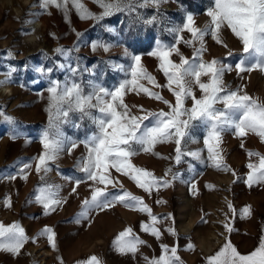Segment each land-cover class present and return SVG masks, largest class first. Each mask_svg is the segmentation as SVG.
Listing matches in <instances>:
<instances>
[{"label": "rangeland", "instance_id": "374dc122", "mask_svg": "<svg viewBox=\"0 0 264 264\" xmlns=\"http://www.w3.org/2000/svg\"><path fill=\"white\" fill-rule=\"evenodd\" d=\"M39 3L40 0H0V81H4L0 84V110L16 121L15 125L0 121V223H19L29 237L20 255L0 252V264H61V260L62 264H80L92 256L99 258L102 264H146L145 256L159 257L161 244L177 246L183 264H206V258L214 255L226 240H230L241 254L254 250L261 235H264V186L249 187L244 180L249 171L248 163H259L258 157H249L247 153L252 151L264 155V142L252 133L245 137H237L232 129L222 133L221 154L225 163L236 173L235 176L232 172L211 166L203 143L206 129L198 124L191 129L192 140L185 147L191 151L200 150L201 161L185 157L180 164H176L173 159L174 143L157 144L154 152L159 156L138 150V154L131 157L135 166L152 172L157 178L172 181L171 174L165 177L169 168L172 173H178L179 178L172 181L171 186L162 187L159 191L154 189L148 195L128 177L110 170L112 176L123 184V189L109 185V192L122 194L123 190H127L142 197L157 217L170 215L169 219L156 225L161 229L160 239L142 231L141 223H150L147 213L121 203L102 211L90 210L87 218L79 216L82 201L90 198V185L93 184L86 181L79 185L75 193L72 192L75 180L85 176L77 164L86 155L82 143L71 154L66 149L57 160L50 162L52 170L44 181L35 171L34 158L43 151L38 137L48 122L45 109L48 106L46 88L49 79L82 80L85 92L89 91L87 82L91 79L114 90L123 80L132 79L130 57L139 55L143 68L155 77L157 84L166 85L167 79L159 69V60L149 53L155 49L158 41L172 45L176 44L178 35L183 36L184 40L191 39V34L186 30L179 34L172 31L183 26L188 14L193 15L196 27L205 28L210 23L206 12L213 5V0H166L159 7L158 21L150 25L142 21L131 22L124 14L113 15L97 24L93 20L80 19L71 5L66 21L62 10L49 7L45 12ZM83 3L92 12H100L92 0H83ZM140 11L145 17L157 14V10L151 7ZM103 25H111L116 31L109 33ZM77 33L82 34L79 51L73 52L71 59L59 55L55 49H71L77 44ZM221 36L227 47L217 44L210 35L205 37L207 51L203 54L204 60L216 58L231 65L233 71L224 74L225 85L231 90L243 86L248 95L264 102V71L254 69L238 74L234 66L242 55V45L229 29H223ZM96 40L109 42L113 46L108 52L103 49L93 51L90 44ZM195 46L199 47V43ZM177 47L185 57L193 58V47L183 42ZM9 52L12 53L11 57ZM172 59L179 62L175 54ZM77 63L81 68L94 70L95 74L90 76L84 72L72 77L66 69L57 67L58 64L76 67ZM118 66H122L123 70H119ZM39 67L53 68L54 71L50 76H41L35 71ZM11 69L15 71L9 77L7 74ZM202 80L206 82L207 77H202ZM139 83L174 102L167 87H154L147 80H140ZM194 90L199 96L198 88ZM40 93H43L42 97ZM124 103L134 115L142 114L139 106L148 111H168L166 105L138 89L127 91ZM186 106L191 107L190 100ZM217 107L222 108L223 105ZM93 113L98 114L95 110ZM94 130L91 120H81L78 114L73 115L71 123L63 126L65 136L72 141L83 140ZM12 132L17 133L19 138L11 139ZM25 163L32 164L26 180L20 173ZM12 176L16 178L9 179ZM45 182L58 185L59 195L66 201L48 214H45L42 205L35 202L37 189L45 186ZM193 183L195 189L192 188ZM9 199L10 207L6 206ZM157 200L166 203H156ZM229 203L233 205L235 213L227 207ZM246 206H250L251 213L241 218L240 213ZM225 224L234 230L228 232ZM45 227L55 233V249L46 235H40ZM129 227L134 236L146 241L145 245L139 246L135 256L131 253L120 254L113 243L117 235ZM170 227L176 235L167 231ZM188 244L194 245V249L186 250Z\"/></svg>", "mask_w": 264, "mask_h": 264}, {"label": "snow or ice", "instance_id": "6c2138e0", "mask_svg": "<svg viewBox=\"0 0 264 264\" xmlns=\"http://www.w3.org/2000/svg\"><path fill=\"white\" fill-rule=\"evenodd\" d=\"M165 2L166 0H92V3L100 9L99 13L89 10L83 0H40L39 7L45 12L49 7L62 10L66 21L69 5H71L80 19L93 20L97 24L113 15L124 14L130 18L131 22L142 21L150 25L158 21L159 7ZM149 7L156 9L157 14L145 17L140 10ZM206 15L210 18V23L203 29L195 26L191 14L187 15L182 27L172 29L177 34L186 30L191 34V39L184 40L183 36L178 35L176 44L172 45L158 41L155 49L149 53L159 60V69L167 79L166 85L157 84L155 77L143 68L139 55L130 57L132 79L123 80L114 90L94 83L91 79L87 82L89 88L87 92L82 80L80 82L68 78L64 81L48 80L46 88L48 106L45 109L48 113V122L38 137L43 151L34 158L35 171L44 181L47 173L52 170L49 166L50 162L57 160L66 149L71 154L79 144L84 145L86 155L82 156L77 164L85 176L83 179L75 180L72 192L75 193L79 185L86 181H91L93 184L90 185V198L82 201L79 216L87 218L90 210L102 211L116 203H121L125 207L147 213L150 223L142 222L141 229L160 239L161 229L156 225L164 219H169L170 215L157 217L142 197L135 196L127 190H123L122 194L109 192V185L123 189V184L112 176L110 170L114 169L116 173L128 177L137 187L151 195L154 189L159 191L162 187L171 186V182L178 179L179 174L172 173V169L169 168L165 177L171 174L172 181H170L167 178H157L152 172L135 166L131 162V157L137 155L138 150L159 156V153L154 152L157 144L174 143L173 159L176 164H180L185 157L201 161L200 150L191 151L185 147L187 142L192 140L191 129L198 124L206 129L203 143L211 166L220 171L232 172L235 176L236 173L225 163L221 154L222 133L228 129L234 130L237 137H245L252 133L264 142V102L248 95L243 86L231 90L225 85L224 74L226 71H233L231 65L216 58L210 61L203 58L204 52L207 51L205 37L208 35L217 44L227 47L221 36L222 30L226 28L242 45V55L235 64L234 70L238 74L251 72L254 69L264 71V0H213V5L207 9ZM103 27L109 33L116 31L111 25H103ZM76 35L78 40L73 48L61 47L55 51L71 59V54L79 51L82 34ZM180 42L193 47L191 60L185 57L177 47ZM197 42L199 47L195 46ZM90 46L93 51L103 49L104 52H108L113 45L96 40L92 41ZM173 54L179 57L178 63L172 59ZM228 54L232 55L231 52ZM8 55L11 57L12 53L9 52ZM57 67L61 70L66 69L72 77L84 72L89 73L90 76L95 74L92 69L81 68L79 63L76 67H72L71 64H58ZM118 67L119 70H123L122 66ZM13 71L15 69H11L7 75L10 77ZM35 71L41 76H50L54 69L39 67ZM202 77H207V81L202 80ZM140 80H147L154 87H167L174 97V102L140 84ZM3 83L4 81H0V84ZM196 88L199 90V96L194 90ZM137 89L149 98L166 105L168 111L163 109L148 111L139 106L142 114H132L129 106L124 103V95L127 91ZM39 95L42 97L43 93ZM189 100L191 107L186 106ZM217 105H223V107L218 108ZM93 110L98 114H94ZM75 114H78L81 120L88 118L95 126V130L80 141L70 140L63 132V126L71 123ZM0 121L9 125L16 124L15 118L3 110H0ZM146 121L148 123H145ZM10 138L15 140L19 137L17 133L12 132ZM243 146L242 143L241 147ZM247 155L258 157L259 163H248L249 171L244 183L249 187L264 186V155L252 151H249ZM160 158L167 159V157ZM31 167L32 164L25 163L20 169L23 179L28 178V170ZM15 178L9 177V179ZM195 187L193 183L192 188L195 189ZM59 191L58 185H50L46 182L45 186L37 189L38 195L35 196V202L42 205L45 214L55 211L56 207L66 202L60 197ZM156 203L166 202L157 200ZM6 206H11L10 199L6 201ZM227 207L235 213L231 203ZM250 213V206H246L240 213L241 218H246V215ZM225 229L228 232L234 230L228 224H225ZM167 231L176 235L171 227ZM132 233L133 230L129 227L117 235L113 242L117 252L122 255L131 253L135 256L139 246L146 244V241ZM40 235H46L51 246L56 248L55 233L51 228L45 227ZM28 241L29 237L19 223L10 225L0 223V252L18 256ZM160 247L162 251L159 257H144L146 264H183L178 255L177 246L169 247L167 244H161ZM193 249L192 244L186 247L189 251ZM80 264H102V262L96 256H92L87 261H81ZM206 264H264V235H261L258 245L248 254H241L230 240H226L214 255L206 258Z\"/></svg>", "mask_w": 264, "mask_h": 264}]
</instances>
